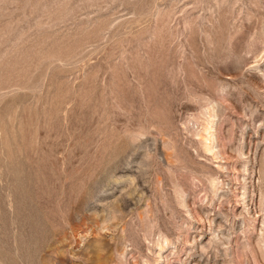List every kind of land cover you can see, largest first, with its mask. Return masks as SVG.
Wrapping results in <instances>:
<instances>
[{
    "label": "rangeland",
    "instance_id": "rangeland-1",
    "mask_svg": "<svg viewBox=\"0 0 264 264\" xmlns=\"http://www.w3.org/2000/svg\"><path fill=\"white\" fill-rule=\"evenodd\" d=\"M0 264H264V0H0Z\"/></svg>",
    "mask_w": 264,
    "mask_h": 264
}]
</instances>
